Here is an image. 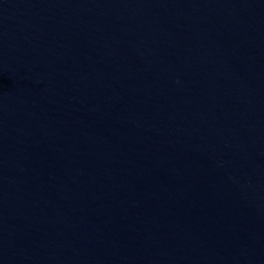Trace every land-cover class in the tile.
<instances>
[{
    "label": "water",
    "instance_id": "water-1",
    "mask_svg": "<svg viewBox=\"0 0 264 264\" xmlns=\"http://www.w3.org/2000/svg\"><path fill=\"white\" fill-rule=\"evenodd\" d=\"M0 264H264V0H0Z\"/></svg>",
    "mask_w": 264,
    "mask_h": 264
}]
</instances>
